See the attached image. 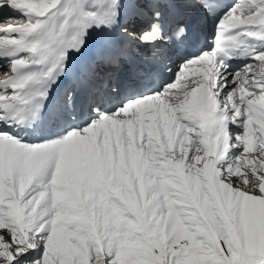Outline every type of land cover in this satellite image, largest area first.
Returning a JSON list of instances; mask_svg holds the SVG:
<instances>
[{"label":"bare ground","instance_id":"1","mask_svg":"<svg viewBox=\"0 0 264 264\" xmlns=\"http://www.w3.org/2000/svg\"><path fill=\"white\" fill-rule=\"evenodd\" d=\"M47 1L50 8L35 13L28 9L26 0H21L25 15L11 23L15 26L26 25L25 32L21 31L25 36L23 42L17 46H5L0 41V70L4 74L0 77V191L15 188L22 195L29 193L32 199L47 204L61 196L57 190H50V184L62 186L66 192L76 180L89 188L91 182H97V179H103L110 187H119L123 181V171L137 177L144 191L146 173L143 172L147 171L154 182L157 180L155 176L162 174L157 167L160 164H148V154L175 157L179 153L192 161L202 162L206 176H217V166L222 165L238 176L242 187H246L249 180H258L259 184L254 183L253 188L264 193V138H259L261 131H258V136L252 128L248 131L252 123H243L249 111L253 112V122L256 117L264 118V55L238 72L219 65L207 47L192 62H178L170 56L163 58L162 50L166 52L168 49H165L162 41L147 42L146 52L155 51L152 57H161L152 65L160 67L163 73L170 72L160 78L161 82L156 88L146 90L123 104L115 102V105L96 114L87 113L89 122L86 131L87 125L83 124L77 129L58 133L48 123L44 130L47 137L31 144H26L20 134L11 131L14 130L12 114L25 92L40 94L52 84L66 54L98 52L99 45L105 41L100 40L101 36L109 34L113 28L104 27V32H99V26L105 23L104 9L99 6L101 0ZM261 1L236 3L235 10L230 12L223 24L230 27L243 22ZM145 13V17L130 24L132 28L139 26L143 33L147 29L143 28L148 16ZM121 17H124L123 14ZM7 27L0 25L1 29ZM129 43L125 39L116 49L122 46L126 48ZM107 56L103 55L101 60L106 67L111 63ZM52 60H56L53 70L45 75V67ZM255 62L258 63L257 67H253ZM161 64L165 66L161 67ZM203 83H207L211 89L208 104L210 131L189 102L192 92ZM219 84L226 85L221 94L228 97V107L224 104L222 110L215 94ZM79 89L85 90L84 87ZM243 91L253 96L257 93L258 99L241 95ZM239 95L242 98H238ZM60 100L61 96L58 102ZM103 131L106 137L101 136ZM173 165L183 178L180 160L175 157ZM219 186L222 187V184ZM40 189L44 190L43 193H40ZM47 192V197L43 196ZM249 192L251 196L247 197L255 202L259 197L264 200L263 195L258 196L252 190ZM229 197H224L226 203L230 202ZM0 250H4L5 257L9 258L7 262H10L12 257L2 242Z\"/></svg>","mask_w":264,"mask_h":264},{"label":"rangeland","instance_id":"2","mask_svg":"<svg viewBox=\"0 0 264 264\" xmlns=\"http://www.w3.org/2000/svg\"><path fill=\"white\" fill-rule=\"evenodd\" d=\"M26 1L28 9L35 13L50 8L47 0ZM25 26L17 25L10 31L0 28L2 45L17 46L23 42L25 36L21 31L25 32ZM256 65L257 62L253 67ZM1 76L4 74L0 70ZM224 87L219 84L215 92L221 110L224 104L228 107V97L221 94ZM256 94L251 96L243 92V96L250 95L252 100L258 99ZM241 95L238 98H242ZM248 115L243 122L246 125L252 123L248 131L255 130L257 136L261 131L259 138H264V118L256 117L253 122V112L249 111ZM88 122L89 118L85 122V131ZM102 134L103 137L107 135L104 131ZM172 157L148 154V164H160L157 167L162 174L155 176L154 182L147 171L143 172L146 173L144 191L137 177L123 171L126 167L121 171L123 181L119 187H110L103 179L91 182L90 188L83 182L73 181L67 192L62 186L50 184L49 188L53 189L50 190H57L61 196L47 204L32 199L29 193L22 195L15 188H3L0 191V229L11 232L27 247L39 244L38 238L47 233L44 264H90L93 255L99 259L113 253L112 264H242L238 252H232L228 258L219 248L220 239L232 241L238 248L240 228L246 237L249 233L252 235L249 254L264 256L262 197L256 202L247 197L251 192L224 166H217V176H206L202 162L176 153L183 180L173 165L175 157ZM39 191L43 193L44 190ZM47 194L43 196L47 197ZM222 195L230 196V202L226 203ZM157 250L159 255H156ZM8 259L4 250H0V264H10Z\"/></svg>","mask_w":264,"mask_h":264},{"label":"snow or ice","instance_id":"3","mask_svg":"<svg viewBox=\"0 0 264 264\" xmlns=\"http://www.w3.org/2000/svg\"><path fill=\"white\" fill-rule=\"evenodd\" d=\"M181 0H165L162 5L160 0H126V3H122V0H101L100 7L104 9L103 16L105 18V23L99 27L111 28L115 24L120 22L121 15L124 16L125 24H133L138 19L145 17L146 13L140 6L143 3H148L151 8V18L152 23L150 25L151 32H157L162 36L161 25L162 23L171 19L170 15H166V12L162 11L161 8L164 5L169 6V8H175ZM234 0L233 4L226 5L225 12L230 11L231 8L235 6ZM197 4H201L202 0H196ZM87 5H85L86 7ZM219 7V6H218ZM121 8L125 11L121 13ZM25 15L24 9L22 7L21 0H0V25H8L9 27H14L11 22L19 17ZM224 13L219 15V21L223 18ZM128 31L127 27L124 29ZM183 31V29H182ZM150 31L145 32L140 38L144 42H154L155 37ZM193 39H196L195 33L193 34ZM122 57V54L117 51L106 57L111 63L118 65ZM122 106V105H120ZM98 107V106H97ZM115 110V109H113ZM104 111V109H100ZM250 175V174H249ZM259 184L258 180H249L247 190H252L258 196L264 195L258 188H253V184ZM235 187V185H233ZM239 240V247L233 246L232 241L226 239H220L219 248L223 250V255L225 257L231 258L232 252H238L242 256V264H264V256L260 255H250L249 246L253 243V238L251 233L246 237L242 228L238 230L237 233ZM39 244H32L31 247L22 245L18 238H14L11 232L7 230H0V242H2L7 249V253L11 255L12 259L10 264H44L45 258V243L47 241V233H42L38 238ZM156 255H159L157 250ZM114 258V253L112 256L102 255L99 259L93 255L90 264H112Z\"/></svg>","mask_w":264,"mask_h":264}]
</instances>
